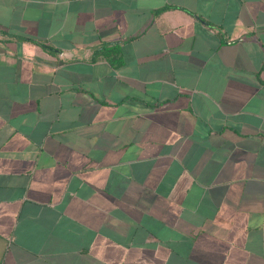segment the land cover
<instances>
[{
    "label": "crops",
    "instance_id": "crops-1",
    "mask_svg": "<svg viewBox=\"0 0 264 264\" xmlns=\"http://www.w3.org/2000/svg\"><path fill=\"white\" fill-rule=\"evenodd\" d=\"M0 264H264V0H0Z\"/></svg>",
    "mask_w": 264,
    "mask_h": 264
}]
</instances>
